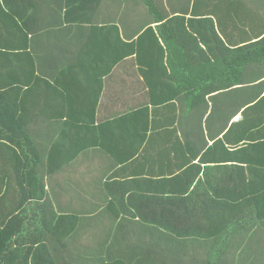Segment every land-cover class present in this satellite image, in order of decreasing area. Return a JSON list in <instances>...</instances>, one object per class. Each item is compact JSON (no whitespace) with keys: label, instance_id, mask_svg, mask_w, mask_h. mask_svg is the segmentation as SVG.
Here are the masks:
<instances>
[{"label":"crops","instance_id":"crops-1","mask_svg":"<svg viewBox=\"0 0 264 264\" xmlns=\"http://www.w3.org/2000/svg\"><path fill=\"white\" fill-rule=\"evenodd\" d=\"M32 4L28 12L35 16L24 23L16 18L17 24L31 29L35 67L50 84L45 88L41 83L32 97L30 133L41 150L39 171L45 175L49 206L56 212L50 216L63 218L40 227L37 214L29 212L26 225L35 232L30 239L46 227V245L57 264H264V229L259 226L252 236L242 228L218 240L213 235L215 216L225 208L217 205L227 204L217 199L215 189L233 185L236 176L241 182L240 175L249 174L213 166L263 163L264 149L210 148L217 140L215 133L225 129L220 128L227 115L216 112L209 125L204 124L212 110L230 114L241 110L234 120H244L251 102L264 97V63L249 66L233 56L247 58L242 48L250 45V37L264 33V0H33ZM5 22L8 28L0 31L1 38L11 39L16 47L25 44L22 32L7 19L0 28ZM148 28L166 35V43L160 39L159 45L148 34L135 46L141 59L132 55L109 71L110 59L120 57L121 39L130 42ZM217 76L236 78L238 85L208 97L203 104L207 113L200 106L189 113L185 89L198 91L203 78L204 89L211 90L213 83L205 78ZM262 104L261 112L248 115L231 140L240 139L243 147L249 140L264 138ZM128 113L133 115L100 127ZM253 119L257 128L249 131ZM90 124L96 131L81 130ZM64 132L90 148L47 175L50 164L58 166L73 151L75 143L56 144ZM104 139L121 161L101 145L89 146ZM5 160H0L3 173L9 170ZM189 161L201 164L202 174L186 190L187 184L173 177ZM228 175L231 181L223 179Z\"/></svg>","mask_w":264,"mask_h":264},{"label":"trees","instance_id":"trees-1","mask_svg":"<svg viewBox=\"0 0 264 264\" xmlns=\"http://www.w3.org/2000/svg\"><path fill=\"white\" fill-rule=\"evenodd\" d=\"M32 2L33 0H0V25L7 19V21H10L11 26L16 25L15 28L19 32H22L26 39L25 44L16 47L10 44L11 39L1 38L2 35H0V41H5L4 44L0 42V160L2 158L6 159L5 161L9 168V170H5L7 172L4 173L2 167L0 168V173H3L0 174V264H57L49 251L48 245H46L47 237L44 232L47 226L49 227L52 223L55 224L57 222V217L63 218V216H58V214L57 217L52 214V216H50V213L55 214L56 212H54L52 206H49L44 178L45 175L43 176L39 171L40 164H38V160L39 162L41 161V150L30 133V128H32V123L34 121L33 108L31 107L32 97L35 92L36 94L34 97L37 95V91L35 90L41 83L45 84V88L50 84L47 80L40 78L37 72L38 68L35 67V46L32 42L31 48L29 39L31 29L28 30L27 27L20 28L17 24L16 18H21V22L24 23L29 17L35 16L36 13H32V11L28 12L33 6ZM27 4H30V7H25ZM148 4L150 9L156 12L155 5L151 3ZM27 12L28 14H26ZM161 19L162 17L158 18L160 21ZM179 19L180 18L176 19V21ZM181 19L185 20L186 18L181 17ZM172 21L175 20L173 19ZM62 23L63 21H61V24ZM7 28L8 25L5 22L0 28V31ZM42 31H48V28ZM148 34L155 36L159 45L161 42L160 39L164 40L166 43V35L161 31H158L157 34L153 28L145 30V32L136 38L137 40L133 39L130 42H125L121 39L122 48L120 57L114 60L110 59L109 71H112L118 63L123 62L132 55H137L138 59H141V52L137 50L135 46L138 44L139 40H143ZM204 35H200L201 38H203ZM254 36L255 37H250V40H248L250 45L245 49L244 47L242 48V54L247 58L233 55L238 59L245 60L244 62H247L249 66L264 63V33L262 32L260 35ZM217 38H220L219 33H217ZM6 39H8V44H6ZM254 41L257 42L253 43ZM8 58L14 60L9 61ZM235 65L236 64H231V67ZM243 72V70L239 72L240 80L243 78ZM106 75L105 73V76ZM174 79L177 80V78ZM205 79H209L213 83L211 84V88L213 87L215 89L205 90L207 81H205V85H203V78L202 86L198 91H194L193 93L191 90L185 89L187 93L184 95L188 97L190 104V109H188L189 113L192 112V109H197L198 106H200L201 110L204 109L203 114L205 112L207 113L208 108H203V104L206 106L208 97L221 93L219 91L222 89L227 90L228 88L235 87L238 85L236 83L239 82V80L233 81L236 78L225 76ZM181 93L182 91L180 90L178 94L175 93L173 97ZM260 101L261 103H259ZM263 102L264 97L259 101L257 99L252 101L251 103L254 105L244 111V120H234L241 110H236L231 114L227 112V110H225L224 113L223 110H212L207 114L206 122L204 123L206 126L209 125L208 123L214 118L216 112L221 113L222 116L227 115L224 126L220 128L225 129L215 133L217 140L210 148L217 149L218 151L230 148L234 151H238V149L263 150L264 138L249 140L243 147L240 145V139H238V141L230 139V135L239 133L241 126L247 123L248 115L250 116L252 114L250 117H255L261 112L259 110L262 108ZM131 115H133V113L108 120L106 123L100 125V127L106 128ZM254 120L256 119H253L254 124L249 128V131H254L257 128ZM94 126L95 125L90 124L89 126L80 127L81 130L94 129L96 131ZM76 127L79 128L78 126ZM59 136L60 137H58L56 141L57 146H63L64 144L68 145L67 141H69L71 145L75 143L72 146L73 151L70 156L61 163H58V166L50 164L48 170L45 171L47 175H54L64 167L66 163L74 161L80 153L90 148L87 147L88 145H85L84 142L76 143L79 138L77 140V138L69 132L61 133ZM92 145H101L113 157H117L120 159L119 161H121V157L115 153L113 147L106 144L105 139L89 144V146ZM61 148L59 147V149ZM191 149L192 147L189 146L188 150ZM5 155L6 157H4ZM52 155H54V152H52ZM252 162L253 163L250 164L234 162L227 164V166H213L234 167L247 170L249 173L243 176L239 174L241 182L237 179V176L236 181H231L232 176L228 175L227 178L225 177L223 179L233 182V185L231 184V186L229 185L227 188L223 187L221 190L220 188L217 190L215 189V191H217L215 192L217 199L220 200V198H223L227 203L217 205V207L225 208L215 216V228L217 231L213 233V235H215L214 239L216 240L223 238L224 235L236 229H246L249 236L254 235L253 231L255 226L264 229V161L263 163L262 161ZM187 164L188 166L181 172L175 174L176 176H174L173 179L175 178V180L185 182L187 184L186 190H190L193 188V185H195L194 182L197 181L198 183L200 180L202 169L201 164H194L192 161H189ZM248 165L252 167L249 168V170L247 168ZM253 173H256V175L261 174V176L258 179H254L251 177ZM216 180L220 181V177L217 176ZM31 211L37 214L40 227L46 226L43 230L41 228L40 233H36L34 239H30V234L35 235V232L31 233L26 225L28 214ZM219 214L220 216L218 217ZM206 237L210 239L213 236L208 235Z\"/></svg>","mask_w":264,"mask_h":264}]
</instances>
